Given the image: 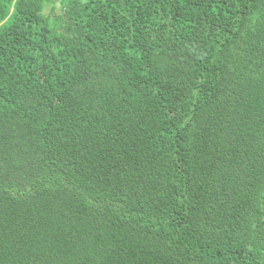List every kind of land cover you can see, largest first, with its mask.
Masks as SVG:
<instances>
[{"label": "trees", "instance_id": "1", "mask_svg": "<svg viewBox=\"0 0 264 264\" xmlns=\"http://www.w3.org/2000/svg\"><path fill=\"white\" fill-rule=\"evenodd\" d=\"M0 264H264V0H0Z\"/></svg>", "mask_w": 264, "mask_h": 264}]
</instances>
